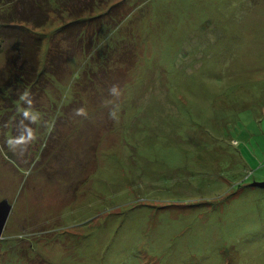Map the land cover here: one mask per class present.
<instances>
[{
	"label": "rangeland",
	"instance_id": "374dc122",
	"mask_svg": "<svg viewBox=\"0 0 264 264\" xmlns=\"http://www.w3.org/2000/svg\"><path fill=\"white\" fill-rule=\"evenodd\" d=\"M93 15L90 51L57 75L45 60L69 18L28 27L38 96L18 75L0 86V264H264V0H103ZM105 46L135 58L118 97L91 88Z\"/></svg>",
	"mask_w": 264,
	"mask_h": 264
},
{
	"label": "trees",
	"instance_id": "16d2710c",
	"mask_svg": "<svg viewBox=\"0 0 264 264\" xmlns=\"http://www.w3.org/2000/svg\"><path fill=\"white\" fill-rule=\"evenodd\" d=\"M102 1L0 0V4L6 5L0 14V37L14 41L12 47L5 50V60L0 66V86L8 85L14 76L18 75L26 85L30 86L29 91L37 90L35 95L38 96V93L40 94L44 87L38 80L41 74L37 72L41 41L32 34L28 27L36 28L45 24L51 13L59 19H63L64 16L69 18L57 29L56 36L51 39L50 49L45 60V71L57 75L62 72L61 64L65 62L66 58L79 52L90 51L92 35L100 27V21H98L100 17L93 15V11ZM112 9L113 6L108 8L106 13H111ZM114 15H117V13H114ZM62 44H65L64 48H62ZM117 51L116 47L110 48L107 46H105V49L97 51V59L99 60L101 55L103 57L98 62V69L90 75V82H93L92 90L95 91L94 84H100L101 89L108 93L113 85L119 87L126 81V72L128 68L134 65L135 58L129 51L127 52L130 54L123 60L122 53L113 57V54ZM120 62L124 63L123 67L119 65ZM30 98L32 100L37 99L31 95ZM71 103L67 106H70ZM80 104L82 105V102ZM97 125L96 127L100 128ZM111 125L112 121L102 126L103 129L94 132L95 134L92 135H90L92 131L88 128L86 129L88 133L82 131L85 134L83 135L85 141L93 142L101 132L111 128ZM31 128L30 120L24 119L22 112L12 126V133L19 139L22 135L25 136L27 132L25 129L31 132Z\"/></svg>",
	"mask_w": 264,
	"mask_h": 264
},
{
	"label": "clouds",
	"instance_id": "9594fccd",
	"mask_svg": "<svg viewBox=\"0 0 264 264\" xmlns=\"http://www.w3.org/2000/svg\"><path fill=\"white\" fill-rule=\"evenodd\" d=\"M110 94L114 95V96H119L120 95V92L118 90V86L116 85H113L111 88H110ZM20 100L21 101H24L26 102L29 106L32 105V99L30 98V93L26 90L24 91V93L20 96ZM118 107V106H117ZM75 115L77 116H87V112L84 108H79V109H76L75 110ZM23 116H24V119H28V120H31L32 122H35L36 119H37V116L34 115L31 111H30V108L29 109H26L24 110L23 112ZM109 116L110 118L112 119H116L117 118V110H113L109 113ZM51 130V129H50ZM25 131L28 132V136L30 137L31 136V132L30 130H27L25 129ZM24 141V137L23 135L21 136L20 138V142H23ZM12 142L10 141V144Z\"/></svg>",
	"mask_w": 264,
	"mask_h": 264
},
{
	"label": "water",
	"instance_id": "95a60500",
	"mask_svg": "<svg viewBox=\"0 0 264 264\" xmlns=\"http://www.w3.org/2000/svg\"><path fill=\"white\" fill-rule=\"evenodd\" d=\"M256 185L264 186V182H258ZM11 208L12 205L7 200L0 202V234L6 224Z\"/></svg>",
	"mask_w": 264,
	"mask_h": 264
}]
</instances>
